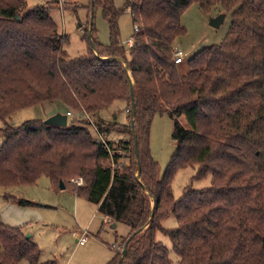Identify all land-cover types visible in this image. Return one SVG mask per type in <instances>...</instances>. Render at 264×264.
Masks as SVG:
<instances>
[{"label": "trees", "instance_id": "obj_1", "mask_svg": "<svg viewBox=\"0 0 264 264\" xmlns=\"http://www.w3.org/2000/svg\"><path fill=\"white\" fill-rule=\"evenodd\" d=\"M193 2L232 12V22L224 41L195 53L181 73L174 44L187 32L181 18ZM97 5L110 43L99 42L93 23L88 52L70 57L67 36L44 4L0 0V118L54 101L73 112L66 126L39 119L0 130V186L36 184L45 175L60 188L62 180L101 215L127 225L106 264H172L158 232L169 235L176 264H264V0H126L123 8L92 0L93 16ZM126 9L139 26L131 49L121 44L118 25ZM117 100L131 109L127 123L94 118ZM165 110L175 150L162 175L149 137ZM111 131L128 137L115 145L106 139ZM112 160L122 165L113 168ZM187 167L196 172L176 198L172 181ZM208 175L209 186H192ZM77 176L82 185L71 182ZM4 199L38 207L11 192ZM170 213L177 225L167 228ZM41 257L32 236L0 218V264H47Z\"/></svg>", "mask_w": 264, "mask_h": 264}, {"label": "rangeland", "instance_id": "obj_2", "mask_svg": "<svg viewBox=\"0 0 264 264\" xmlns=\"http://www.w3.org/2000/svg\"><path fill=\"white\" fill-rule=\"evenodd\" d=\"M29 6L34 7L44 4L51 13V17L58 24L60 32L67 36L64 48L67 49L70 57H79L89 50V43L85 38L90 30L92 11L90 6L92 0H65L60 5L59 0H26ZM126 0H114L118 8H123ZM94 27L97 39L104 45L111 41L109 23L103 16L102 8L97 5L94 11ZM224 16L223 21L218 27L212 25L211 19ZM181 22L187 32L176 40L177 49L184 53L183 62L179 63L181 73L188 71V61L195 53L213 44H220L230 31L232 22V12L222 10L220 6L205 11L200 8L197 2H193L184 11ZM120 40L130 39L133 31V15L129 9L124 10L119 20ZM59 103V104H57ZM58 106L59 110L64 111V105L59 101L40 103L39 105L24 107L12 113L6 120L0 118V130L8 126H19L27 120H47L51 117L50 113ZM125 101L117 100L111 106L103 108L94 117L96 120L116 121L125 124L128 122V112ZM65 112V111H64ZM71 120V118H69ZM180 122L189 127L184 116H180ZM150 130V149L151 156L158 162L161 174L165 173L167 165L170 163L172 154L175 150V140L172 137L174 124L173 119L165 110L163 113L155 115ZM95 133V132H94ZM128 137L122 131H111L106 139L118 145ZM95 138H98L95 135ZM4 137L0 132V146L3 145ZM196 170L187 167L180 170L172 181L173 191L176 198H179L187 184L192 182ZM138 174V173H137ZM211 176L208 175L198 180H193L192 186L195 188L207 187L210 184ZM16 191L39 204L41 207H21L14 202H6L4 195L6 192ZM16 195V194H15ZM20 195V196H21ZM77 203L74 205V200ZM11 205L19 206L27 210L25 215L12 210ZM26 208V209H25ZM95 204L86 200L84 196H78L70 186L66 188H56L51 180L43 175L36 184H25L5 190L0 186V218L6 220L10 214L14 220L24 221L22 229L29 233L39 244L42 250L41 263L47 264H106L112 257L111 245H117V251L122 245V238L130 232V228L121 223L115 228L113 222L101 215ZM11 220V219H10ZM165 227H175L176 218L170 213L163 221ZM79 226L87 228L88 243L80 246L76 237L72 236L74 230ZM157 239L162 241L170 249L172 264L178 260L177 254L173 249L169 235L161 232L157 233ZM50 262V263H49ZM105 262V263H104ZM20 264H31L23 260Z\"/></svg>", "mask_w": 264, "mask_h": 264}, {"label": "built area", "instance_id": "obj_3", "mask_svg": "<svg viewBox=\"0 0 264 264\" xmlns=\"http://www.w3.org/2000/svg\"><path fill=\"white\" fill-rule=\"evenodd\" d=\"M65 2H66L65 0H59L60 5H63ZM133 29H134V31H138L139 26L135 25L133 27ZM121 44L123 46L131 49V47H133V45H134V38L131 37L130 39H128L126 41H121ZM183 55H184L183 51L178 48L175 51V53H174V61L177 64L182 63L184 61L183 60ZM130 111H131V109H127L128 113H130ZM72 115H73L72 111L67 113V116H69V117H71ZM83 118H90V116L87 113H85L83 115ZM91 121H92V119H91ZM97 136H98V138H97L98 141L107 143L105 141V139L102 138V136L100 134L97 133ZM109 152L112 153L111 150H109ZM111 165H112L113 168H119L122 165V162H119L118 164H116L114 162V160H112L111 161ZM71 182H74L77 185H82L84 183V180H83V178L81 176H77V177L72 178ZM87 235H88V229L87 228H83V227H81L80 229L74 230V232L72 233V236L76 237L77 243L80 244V245H83V244H85L87 242V240H88V236ZM113 247H115V245H113Z\"/></svg>", "mask_w": 264, "mask_h": 264}, {"label": "water", "instance_id": "obj_4", "mask_svg": "<svg viewBox=\"0 0 264 264\" xmlns=\"http://www.w3.org/2000/svg\"><path fill=\"white\" fill-rule=\"evenodd\" d=\"M223 19H224V16H219V17H216V18H212L210 23L212 25H214L215 27H218L220 25V23L223 21ZM93 23H94V16H92V19H91L90 32H91ZM131 109H132L133 112L135 111L133 95H132ZM45 122L50 124V125L66 126L67 122H68V116H67V114H64L62 112H57V113H55V115H53L50 118H48L47 120H45ZM60 188L61 189L65 188V184H64V182L62 180L60 181ZM116 225L117 224L113 222L112 227L115 228ZM26 236H31V235L29 233H27ZM126 248H127V245H125V247L122 250L123 251L122 257H124L126 252H127Z\"/></svg>", "mask_w": 264, "mask_h": 264}, {"label": "crops", "instance_id": "obj_5", "mask_svg": "<svg viewBox=\"0 0 264 264\" xmlns=\"http://www.w3.org/2000/svg\"><path fill=\"white\" fill-rule=\"evenodd\" d=\"M55 107H56V109L52 110V113H50L51 116L55 115V113H57V112H62V113H64V114H66L64 111L59 110L58 106H55ZM12 193H13V194H16L18 197L23 198L22 195H21L20 193L14 191V190H13ZM20 195H21V196H20ZM24 199H25V198H24ZM26 199H27V198H26ZM28 200H29V199H28ZM30 201H32V200H30ZM32 202H34V201H32ZM89 202H90V201H89ZM34 203H36V202H34ZM76 203H77V201H76V199H75V200H74V205H75ZM90 203H92V202H90ZM36 204H37V203H36ZM92 204H94V203H92ZM37 205H38V207H41L39 204H37ZM95 205H96V204H95ZM96 206H97V208H98V205H96ZM10 207H12V210H13V211L18 212V213H20L21 215H25L26 212H28V211H26L28 208H27V209L25 208L26 210H22V209H24V208H21V209H20V208H18L19 206L11 205ZM21 207H22V206H21ZM26 207H27V206H26ZM29 207H30V206H29ZM75 207H76V205H75ZM35 208H37V207H35ZM97 210H98V209H97ZM6 217H7V218H6V220H5L4 222H5V223H8L9 225L20 226V227H21L22 224H23V222H24V221H17V220H14L13 217L10 216V214H8ZM10 219H11V220H10ZM107 219H108V218H107ZM111 221H112V220H111ZM24 223H26V222H24ZM116 226H117V225H116ZM80 228H81V226H79L77 229H80ZM89 234H90V232L88 231V235H89ZM88 235H87V236H88ZM88 237H89V236H88ZM87 243H88V240H87V242H86L85 244H83V245H80V244H79V245H80V246H85ZM111 248H112V249H110V251H112V257H113L114 254H115V252H116L114 249H115V248H118V244H117L115 247H113V244H112V245H111ZM41 253H42V250H41ZM42 254H43V253H42ZM112 257H111V258H112ZM111 258H110V259H111ZM110 259H109V260H110ZM109 260H108V261H109ZM108 261H107V262H108ZM107 262H106V263H107ZM104 263H105V262H104Z\"/></svg>", "mask_w": 264, "mask_h": 264}]
</instances>
